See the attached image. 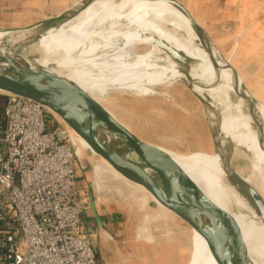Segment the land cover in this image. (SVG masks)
I'll list each match as a JSON object with an SVG mask.
<instances>
[{
    "label": "rangeland",
    "instance_id": "374dc122",
    "mask_svg": "<svg viewBox=\"0 0 264 264\" xmlns=\"http://www.w3.org/2000/svg\"><path fill=\"white\" fill-rule=\"evenodd\" d=\"M87 1L0 0V32L12 34L11 38L3 36L1 42L6 43L10 39L13 43L28 41L34 36L33 34L43 28L46 22L61 16L72 17ZM156 1L173 5L167 0ZM177 1L190 11L201 28L207 44L213 47L217 59L222 57L226 61L223 65L238 73V80L245 87L242 93L249 95L254 100V104H264V94L260 93V88L263 89L262 85L258 79L253 78L258 72L254 71L253 66L256 68L264 64V0ZM59 23L56 22L53 26H58ZM136 46L140 47L138 48L140 55H163L148 44H135L130 48L136 52ZM239 47L241 54L244 53L248 61L239 63L242 66L236 68L232 54ZM221 84L223 83L217 85ZM100 88L112 90L115 86L106 83L105 87ZM198 94L207 103L216 107L217 115H220L222 106ZM148 95H154L156 98H139L131 93H113L110 97L112 107L106 105L105 107L117 118L120 117L141 138L173 150L168 151L171 156L202 153L212 157L219 152L212 129L216 110L214 112L206 102L203 105L196 95L191 93L188 87L186 88L184 81L179 80L172 87L166 90L161 89L157 93L150 91L143 93L144 97ZM222 100L224 102V96ZM234 100L238 101L237 96ZM162 102L168 106L162 105ZM245 103L246 114L254 124L257 111L250 101L246 100ZM118 111L125 112L126 116L119 114ZM78 138L81 164L79 166L76 162L77 173L79 174L80 168L84 167L81 177L78 178L79 186L86 193V198H92L95 201L99 198L101 208L108 211L113 208L119 214L120 225H117L115 229L108 227L99 234L95 233L96 236L89 237L95 245L99 259L107 264H196L198 260L195 255L196 247L198 248L203 241L205 242L203 247H205L207 245L205 239L183 220L162 207L144 189L116 177L110 170L112 167L109 169L105 161L90 148L88 143L81 137L78 136ZM222 149L225 155H229L227 147L224 146ZM187 158L179 157V160L190 163V166L195 169L196 159L199 157L196 155ZM229 161H231V167L240 175L246 176L250 173V165L246 157L235 153ZM96 165L100 168L101 179L95 176ZM191 175L196 178L194 174L191 173ZM97 186H100L99 192ZM145 195L147 200H144ZM230 217L236 223L239 233L248 227L247 222H241L242 218L240 220L236 214ZM133 231L135 238L132 236ZM130 232L132 234L129 238ZM249 237L246 243L245 238L242 243L252 261L248 250Z\"/></svg>",
    "mask_w": 264,
    "mask_h": 264
},
{
    "label": "bare ground",
    "instance_id": "6f19581e",
    "mask_svg": "<svg viewBox=\"0 0 264 264\" xmlns=\"http://www.w3.org/2000/svg\"><path fill=\"white\" fill-rule=\"evenodd\" d=\"M3 36L11 38L12 34L0 32V42ZM158 38L179 49L191 60L190 75L191 80L196 83L195 90L210 97L216 105L222 106V134L240 148L237 149V154L247 158L250 173L241 176L257 189L264 200V104H257L255 109L259 121L253 124L246 114V100L240 96V81L219 59L218 67L223 68L214 66L188 17L175 6L156 0H94L77 17L48 29L21 54L36 65L79 85L101 105L112 107L110 97L113 93L156 98L154 95L144 97L143 93L166 90L185 77L181 73V65L165 50L156 46ZM135 44L152 45L163 55H140L139 46H136V52L130 48ZM106 83L115 88H100L105 87ZM218 83L223 84L218 86ZM236 96L238 101L234 100ZM164 104L166 103L162 102ZM118 113L126 116L125 112ZM163 149L166 152L173 151L165 147ZM78 155L81 156L80 150ZM196 155L199 159H196L195 169L190 163L179 160V157L188 159L187 157ZM171 157L215 204L229 215L236 214L240 220L242 218L241 222H247L248 227L239 235L242 240L245 238V243L250 236L248 250L252 262L264 264V222L242 192L225 179L220 156L195 153ZM105 163L110 169L111 166ZM112 169L110 170L116 177L125 179ZM100 175V168L96 165L95 176L99 178ZM99 190L100 186H97V191ZM144 200H147L146 195ZM204 243L203 241L196 247V264H219L208 244L203 247Z\"/></svg>",
    "mask_w": 264,
    "mask_h": 264
},
{
    "label": "water",
    "instance_id": "95a60500",
    "mask_svg": "<svg viewBox=\"0 0 264 264\" xmlns=\"http://www.w3.org/2000/svg\"><path fill=\"white\" fill-rule=\"evenodd\" d=\"M93 1L85 2L81 9L70 18L61 16L46 22L43 28L33 34L34 36L28 41L13 43L10 39L6 43L0 42V93L32 99L58 115L115 171L129 182L144 189L162 207L196 230L205 239L219 264H254L247 254L233 218L199 189L171 155L162 149V146L141 138L79 85L22 56L23 49L35 44L48 29L54 27L56 22H60V25L72 20ZM167 1L188 17L214 66L223 68L218 67L217 60L219 59L221 64L226 61L222 57L217 59L213 47L207 44L201 28L190 11L177 0ZM155 42L157 47L165 50L174 61L181 65V73L185 76L181 80L205 105V99L197 93L196 83L191 80V60L163 39L158 38ZM232 71L239 79L238 73L233 69ZM240 89L241 92L245 90L244 85L241 84ZM240 96L250 101L254 109L256 108L257 105L249 95L241 93ZM204 97L211 99L205 95ZM207 105L214 112L216 110L212 129L215 145L219 149L216 154L220 156L225 172L224 177L251 202L264 222L263 197L255 187L245 181L238 171L231 167V161H229V158L231 160L236 150L240 148L231 139L223 136L222 114L217 115V109L211 103L208 102ZM256 116L258 117L257 113L255 120L259 121ZM224 146L230 152L229 155H225L222 149Z\"/></svg>",
    "mask_w": 264,
    "mask_h": 264
},
{
    "label": "built area",
    "instance_id": "2783aa9c",
    "mask_svg": "<svg viewBox=\"0 0 264 264\" xmlns=\"http://www.w3.org/2000/svg\"><path fill=\"white\" fill-rule=\"evenodd\" d=\"M4 96L0 264H103L82 224L77 134L40 103Z\"/></svg>",
    "mask_w": 264,
    "mask_h": 264
},
{
    "label": "crops",
    "instance_id": "0c3cea01",
    "mask_svg": "<svg viewBox=\"0 0 264 264\" xmlns=\"http://www.w3.org/2000/svg\"><path fill=\"white\" fill-rule=\"evenodd\" d=\"M257 14V13H255ZM234 54H232V60L234 62V65L236 68H240L239 63L242 62H247V56L243 53L241 54V48L239 47L235 52H233ZM252 67V66H251ZM254 71H258L253 78L254 79H258L259 83L262 85V88H260V93L264 94V64L261 66H258L256 68H254ZM242 72V71H241ZM262 79V80H260ZM259 84V85H260ZM259 87V86H256ZM154 143V142H152ZM156 145L165 147L163 145L154 143ZM168 148V147H165ZM170 149V148H168ZM84 171V170H83ZM80 171L78 174V178L81 177L82 172ZM79 184V182H78ZM80 185V184H79ZM79 190H80V195H81V204H82V224H83V228H84V232L87 235L88 233V237H93L96 236V234H99L101 231L105 230L106 228H111L114 227V229L116 228L117 225H120L119 223V217H118V212L114 211L113 208L110 209V211H108L107 209L101 208L100 206V199L98 198L96 201L95 199L92 198H86V193H84L81 189V187L79 186ZM113 210V211H112ZM134 231L133 234L132 232L129 233V238L130 235L132 234L133 238L136 237V235H134ZM94 245V244H93ZM94 249H95V245H94ZM96 253V250H95ZM97 259L103 263V264H107L104 261H101V259H99L97 253H96Z\"/></svg>",
    "mask_w": 264,
    "mask_h": 264
},
{
    "label": "trees",
    "instance_id": "16d2710c",
    "mask_svg": "<svg viewBox=\"0 0 264 264\" xmlns=\"http://www.w3.org/2000/svg\"><path fill=\"white\" fill-rule=\"evenodd\" d=\"M5 101H6V96L0 95V104H1L0 110H1V113L3 111V104L5 103Z\"/></svg>",
    "mask_w": 264,
    "mask_h": 264
}]
</instances>
